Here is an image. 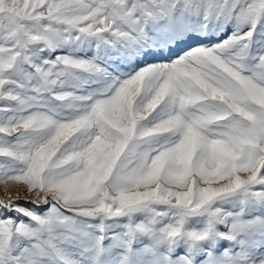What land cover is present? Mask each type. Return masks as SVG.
I'll list each match as a JSON object with an SVG mask.
<instances>
[{"label": "snow or ice", "instance_id": "6c2138e0", "mask_svg": "<svg viewBox=\"0 0 264 264\" xmlns=\"http://www.w3.org/2000/svg\"><path fill=\"white\" fill-rule=\"evenodd\" d=\"M0 185V264H264V0H0Z\"/></svg>", "mask_w": 264, "mask_h": 264}, {"label": "rangeland", "instance_id": "374dc122", "mask_svg": "<svg viewBox=\"0 0 264 264\" xmlns=\"http://www.w3.org/2000/svg\"><path fill=\"white\" fill-rule=\"evenodd\" d=\"M9 191L11 192V194L15 197L16 196V192L17 190L14 189V188H10ZM5 196V191H4V186L3 185H0V198H4ZM21 200L24 199V197H20Z\"/></svg>", "mask_w": 264, "mask_h": 264}]
</instances>
